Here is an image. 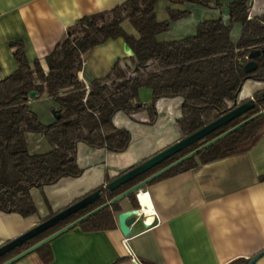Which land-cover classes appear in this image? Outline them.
<instances>
[{"label":"trees","instance_id":"16d2710c","mask_svg":"<svg viewBox=\"0 0 264 264\" xmlns=\"http://www.w3.org/2000/svg\"><path fill=\"white\" fill-rule=\"evenodd\" d=\"M158 1L125 0L109 10L78 18L45 57V65L37 59L28 62L21 42L10 43L16 69L0 80V212L16 213L22 218L33 216L37 207L32 189L41 191L63 178L79 177L84 171L77 162L79 143L112 152L124 151L131 142V134L114 123L117 113L131 117L145 111L147 116L143 120H133L154 125L158 119L155 101L177 98L180 104L175 123L182 138L228 112L247 80L264 82V52L254 59L255 70H244L249 52L264 50V12L253 14L251 1L229 0L228 23L219 15L199 21L191 35L168 40L158 36L169 30L170 22L185 18L190 10L168 6V18L158 20ZM167 1L182 7L186 4L218 10L220 6V0ZM124 21L133 26L136 35L123 29ZM236 23L240 24V33L232 41L231 30ZM118 37L123 38L131 54L116 60L109 73L88 84L86 91L79 73L87 54L94 46ZM142 87L151 91L152 102L148 105L139 100ZM31 92L35 97L48 96L57 104L59 115L52 123L42 124L29 109ZM260 93L253 94L255 107L247 117L264 110ZM261 118L264 114L154 180L247 150L264 133ZM241 120L233 119L115 191L98 186L96 189L102 190L98 201L0 256V264ZM26 133L41 134L50 149L29 151ZM129 199H134V206L138 207L135 194ZM118 211L115 202L79 226L86 231L112 228ZM33 252L45 263L52 258L49 242Z\"/></svg>","mask_w":264,"mask_h":264},{"label":"crops","instance_id":"0c3cea01","mask_svg":"<svg viewBox=\"0 0 264 264\" xmlns=\"http://www.w3.org/2000/svg\"><path fill=\"white\" fill-rule=\"evenodd\" d=\"M123 1L0 0V80L16 69L11 42L22 43L28 62L37 59L45 65V57L67 27L82 16L109 10ZM130 54L122 37L106 40L87 54L79 77L86 84L104 78L116 60ZM247 81L248 88L239 93L238 100H248L264 90V82ZM164 100L173 103L174 111L171 115L158 112L154 125L127 123L119 113L114 116L116 125L130 131L129 146L121 152L89 150L84 164L78 160L84 168L81 176L48 186L66 189L60 209L180 138L175 123L180 100ZM28 107L38 119L42 115V123L53 119L49 108L58 109L45 95L29 98ZM138 138L142 143L136 145ZM141 191L149 197L152 214L140 211L135 201L118 203V212L138 210L130 224L131 236L120 233L117 212L112 228L86 231L78 224L54 237L49 241V262L31 252L17 264H246L264 251V133L247 150L154 180ZM43 218L47 217L36 213L22 218L0 212V244ZM254 264H264V256Z\"/></svg>","mask_w":264,"mask_h":264},{"label":"water","instance_id":"95a60500","mask_svg":"<svg viewBox=\"0 0 264 264\" xmlns=\"http://www.w3.org/2000/svg\"><path fill=\"white\" fill-rule=\"evenodd\" d=\"M264 50H253L249 52L247 58L248 61L244 64V70L246 72H251L256 69V62L255 58L259 56ZM262 101H264V90L260 93ZM35 93L31 92L29 94V98L35 97ZM255 107V102L253 98H249L248 100L241 101L236 100L234 106L225 114L221 115L220 117L216 118L215 120L209 122L205 126L201 127L200 129L194 131L193 133L179 138L175 142L171 143L170 145L166 146L165 148L159 150L158 152L152 154L151 156L143 159L136 165L130 167L129 169L125 170L124 172L120 173L119 175L112 178L110 181L106 182L102 185V189L107 191H115L120 186L124 185L125 183L133 180L134 178L146 173L150 169L156 167L163 161L167 160L168 158L173 157L175 154L180 152L181 150L185 149L189 145L201 140L208 134L212 133L216 129L220 128L221 126L227 124L228 122L232 121L235 118H241V122L236 124L235 126L229 128L228 130L224 131L223 133L219 134L218 136L212 138L211 140L203 143L199 147L193 149L192 151L186 153L185 155L177 158L176 160L172 161L168 165L162 167L161 169L155 171L151 175L147 176L146 178L140 180L139 182L135 183L134 185L130 186L128 189L116 194L108 201L102 203L101 205L93 208L92 210L86 212L82 216L76 218L75 220L67 223L66 225L62 226L58 230L54 231L53 233L49 234L48 236L44 237L43 239L39 240L38 242L34 243L33 245L29 246L28 248L22 250L21 252L17 253L13 257L9 258L8 260L4 261L1 264H10L12 262L18 261L22 257L28 255L29 253L33 252L35 249L43 245L44 243L49 242L54 237L58 236L59 234L77 226L79 223L84 221L85 219L89 218L90 216L94 215L98 211L103 208L111 206L115 202H120L123 199L130 201V196L134 195L141 191L147 184L151 181L156 179L157 177L161 176L165 172L169 171L173 167L179 165L183 161L195 156L200 151L206 149L207 147L211 146L212 144L216 143L217 141L221 140L222 138L226 137L227 135L231 134L232 132L236 131L237 129L241 128L242 126L246 125L247 123L253 121L254 119L258 118L262 114H264V110L259 111L249 117H247V113L253 110ZM52 114L55 118L59 115V109L52 110ZM102 197V190L101 189H94L91 192L85 194L84 196L74 200L64 208L58 210L51 216L45 218L44 220L40 221L33 227L29 228L28 230L22 232L18 236L8 240L0 244V256L4 255L5 253L13 250L14 248L21 246L28 240L34 238L35 236L39 235L40 233L48 230L56 226L57 224L61 223L62 221L66 220L71 215L77 213L79 210L86 208L87 206L92 205L96 201H98ZM138 214L137 209H133L132 211H121L117 213V226L120 233L125 236H131L132 231L130 230V224L135 220V216ZM261 256H264V251L258 252L254 256H252L246 264H254ZM136 264H139L136 262Z\"/></svg>","mask_w":264,"mask_h":264},{"label":"rangeland","instance_id":"374dc122","mask_svg":"<svg viewBox=\"0 0 264 264\" xmlns=\"http://www.w3.org/2000/svg\"><path fill=\"white\" fill-rule=\"evenodd\" d=\"M228 2H229V0H220L219 9L216 10V9L205 8V7L198 6V5L189 6V5L185 4L183 7L182 6H175V5H171L167 0H159L155 5V14H156V18L158 20H163V19L168 18V12H167L166 6H169L172 8H179V9L188 8L190 10V13L185 18L180 19L177 22H170L169 30L167 32L160 34L158 36L159 39H167V40L168 39H179L181 37L191 35L195 31L194 26L199 21H202L205 19L216 18L219 15L221 16V18L223 19V21L225 23H228L229 22L228 6H227ZM251 12L253 14H261L262 12H264V0H255L252 3ZM122 27L128 33H132V34L136 35L135 29L133 28V26L128 21H124L122 24ZM239 33H240V24L236 23L233 25L232 30H231L230 38L232 39V41H236V39L239 36ZM250 80H248V81H250ZM248 85H249V83H247V84L245 83L244 86L242 87L240 93L243 94L244 91L248 88ZM139 100L142 103H145L147 105L152 102V95H151V91L149 88L142 87L139 89ZM38 101H41V100H38ZM155 106H156L158 112H160L162 114L164 112H166V113H169L171 115V113L174 111L173 103H167V101H165L164 99L156 100ZM40 108H41V110H45V108L43 106H40ZM46 110H47V108H46ZM48 112L52 116L53 119L51 122L42 123L40 118L43 119V117L40 114L38 120L42 124L47 125V124L52 123L55 120V117L52 114V108H49ZM119 114H120V116H122L124 118V120L127 123L132 121L133 119L141 121L147 116L145 111H140V112L134 113V114H132L131 117L127 116L123 113H119ZM117 121L120 122V120L118 118H117ZM259 121H260V128L264 129V118H261ZM136 130H139V129H136ZM136 133H137V131L134 130V135ZM25 138H26L28 150L31 152H46L50 149V145L48 144L45 137L42 136L41 134L26 133ZM141 143H142V139L140 138L136 145L141 144ZM92 149H95V148L89 147V146L85 145L84 143H79L77 146V162L79 160V163L84 164L85 163L84 159L86 158V154L88 157V152H89V150H92ZM82 181H83V179H80L79 183L82 184ZM64 193H66V189H62L59 187H45L41 191H38L36 189H32L31 194H32V197L34 199L35 205L37 207V214L39 216L47 217L50 213L57 212L60 209V207H62V205H63L62 203H64L63 198L66 197V195Z\"/></svg>","mask_w":264,"mask_h":264},{"label":"bare ground","instance_id":"6f19581e","mask_svg":"<svg viewBox=\"0 0 264 264\" xmlns=\"http://www.w3.org/2000/svg\"><path fill=\"white\" fill-rule=\"evenodd\" d=\"M136 196H137V199L139 200V202L141 203L142 209L144 212L145 211H152L151 203L148 199L149 197L147 196V194L144 191H139Z\"/></svg>","mask_w":264,"mask_h":264},{"label":"built area","instance_id":"2783aa9c","mask_svg":"<svg viewBox=\"0 0 264 264\" xmlns=\"http://www.w3.org/2000/svg\"><path fill=\"white\" fill-rule=\"evenodd\" d=\"M249 1H251V2L253 3L255 0H249ZM88 89H89V85H88V84H85V90L88 91ZM136 195H137V194H136ZM136 199H137V196H136ZM137 203H138L139 210L142 211V212L144 213V211H143V209H142V205H141V203L139 202L138 199H137ZM150 213L152 214L153 211H150Z\"/></svg>","mask_w":264,"mask_h":264},{"label":"flooded vegetation","instance_id":"af4514ba","mask_svg":"<svg viewBox=\"0 0 264 264\" xmlns=\"http://www.w3.org/2000/svg\"><path fill=\"white\" fill-rule=\"evenodd\" d=\"M136 197V196H135ZM132 201L134 202V199H132ZM117 203H119V202H117Z\"/></svg>","mask_w":264,"mask_h":264}]
</instances>
